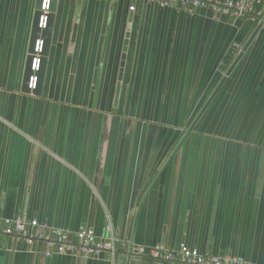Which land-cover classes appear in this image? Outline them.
Listing matches in <instances>:
<instances>
[{
  "label": "crops",
  "instance_id": "0c3cea01",
  "mask_svg": "<svg viewBox=\"0 0 264 264\" xmlns=\"http://www.w3.org/2000/svg\"><path fill=\"white\" fill-rule=\"evenodd\" d=\"M76 1L58 0L33 95L36 0H0V219L128 245L83 264H172L136 247L181 243L264 264V30L152 3L129 23L126 1ZM43 248L3 237L0 264H79Z\"/></svg>",
  "mask_w": 264,
  "mask_h": 264
},
{
  "label": "built area",
  "instance_id": "2783aa9c",
  "mask_svg": "<svg viewBox=\"0 0 264 264\" xmlns=\"http://www.w3.org/2000/svg\"><path fill=\"white\" fill-rule=\"evenodd\" d=\"M113 3L128 2V11L134 12L137 3H152L159 8H172L176 11L195 13L197 10L207 9L213 15L226 19L245 18L264 30V0H111ZM50 0H43L40 7L41 16L38 27H46L49 14ZM236 48L239 46L235 45ZM43 49V41H36L28 88L30 91L36 88L37 75ZM9 238L11 241L22 242L28 249L42 244V253L46 257L59 255H71L80 258H97L105 255L111 262L114 261L119 250L128 249V245L114 238H99L92 229L81 228L75 233L47 226L35 219L1 218L0 239ZM137 252L146 254L154 261H163L174 264H254L242 257L234 255H205L198 249L181 243L175 251L168 250L161 245L150 248L137 246Z\"/></svg>",
  "mask_w": 264,
  "mask_h": 264
},
{
  "label": "water",
  "instance_id": "95a60500",
  "mask_svg": "<svg viewBox=\"0 0 264 264\" xmlns=\"http://www.w3.org/2000/svg\"><path fill=\"white\" fill-rule=\"evenodd\" d=\"M42 1L43 0H36V3H35L32 31H31V36H30V46H29L27 57H26L25 69H24L23 81H22V91L25 93H31L33 95H41V92H42L43 82H44V77H45V72H46V66L48 63L52 31L54 27V19H55V14H56L57 5H58V0H50V8H49V14L47 16L46 27L43 29H40L38 27V24H39V18L41 16L40 7L42 5ZM81 2L82 0L76 1V14L80 12ZM131 19H132V12L129 13V18H128L129 23L131 22ZM128 29H130V25H128ZM76 31H77V25H74L73 35L76 33ZM39 38L43 41V49H42L41 60H40V65H39V71L36 72V75H37L36 88L30 91L28 88V84H29V78L32 75L31 66H32L33 57L31 54L34 51L36 41ZM127 45H128V40L125 39L124 45H123V52L121 55V62H120V70H119L120 78L122 76L123 68L125 64ZM118 88H119V84H118ZM117 100H118V95H116L115 102H117ZM78 261H79V264L80 262L81 264H83L85 259L78 257Z\"/></svg>",
  "mask_w": 264,
  "mask_h": 264
}]
</instances>
